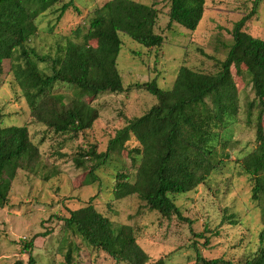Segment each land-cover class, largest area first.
<instances>
[{"label": "trees", "instance_id": "1", "mask_svg": "<svg viewBox=\"0 0 264 264\" xmlns=\"http://www.w3.org/2000/svg\"><path fill=\"white\" fill-rule=\"evenodd\" d=\"M75 0H0V74L9 61L10 72L19 86L33 120L56 136L75 137L88 130L98 118V111L86 100L102 93L123 91L117 68L122 47L119 34L150 49L160 47L163 37L154 32L157 10L133 0H110L95 8L87 25L78 26L58 44L52 53H39L29 43L37 35L36 19L60 4L59 20L72 9L79 12ZM167 28L178 24L195 31L205 10V0H169ZM259 0H254L250 14L233 25L232 44L214 74L193 71L181 66L171 87L160 88L155 80L136 84L156 99L146 113L128 119L108 141L106 150L94 147L81 150L74 158L76 167L93 162L85 185L98 182L96 171L107 163L112 153L125 151L133 137L139 148L126 150L138 165L132 183L122 174L115 176L116 199L135 195L150 210L163 218L175 216L192 224L182 215L175 197L195 190L207 182L221 166L219 148L224 147L230 120L239 111V98L231 76L234 66L244 67L256 101L255 148L238 160L239 168L249 177L251 199L264 212V40L244 31L245 23L255 14ZM94 43V44H93ZM58 85L72 88L66 100L54 93ZM254 103H247L251 116ZM43 167L38 146L30 139L26 126H0V207L8 202L11 182L18 170L29 173ZM69 211L63 219L65 229L81 239L88 249L102 251L115 263L148 264L149 256L138 245L133 227L115 224L91 204ZM222 220L233 224V216ZM205 231H207L205 229ZM203 237L201 233L196 235ZM258 251L240 264H264L263 235ZM205 244L208 243L206 237ZM33 246L25 242L24 251ZM65 262L74 264L67 242ZM28 264H33L29 256ZM150 264H166L158 259ZM194 264H233L222 257L206 259L198 251Z\"/></svg>", "mask_w": 264, "mask_h": 264}, {"label": "rangeland", "instance_id": "2", "mask_svg": "<svg viewBox=\"0 0 264 264\" xmlns=\"http://www.w3.org/2000/svg\"><path fill=\"white\" fill-rule=\"evenodd\" d=\"M68 0H63L66 2ZM110 0H75L76 12L67 10L57 20L60 4L36 19L37 35L29 45L39 53H52L58 44L78 26L87 25L92 11ZM157 10L154 32L163 37L160 47L147 49L120 33L122 47L117 68L123 91L105 92L86 100L97 109L98 118L88 130L75 137L56 136L35 122L15 82L9 61L2 64L0 74V126H26L31 141L38 146L43 167L29 173L18 170L11 182L8 202L0 207V264H67V242L71 245L74 264H117L102 251L88 249L81 239L68 232L63 219L69 211L91 204L97 212L115 224L133 227L138 245L149 256V263L163 259L166 264H194L198 251L206 259L222 257L240 264L254 255L264 244V212L251 199V182L239 168L238 160L255 148L256 99L244 67L234 66L231 76L238 91L240 108L230 120L225 133V146L219 148L222 164L206 183L175 197L182 215L192 224L175 216L163 218L150 211L135 195L116 199L113 194L115 176L122 174L134 181L138 156L133 160L127 151L139 148L131 137L125 151L112 153L97 171L98 182L85 185V177L93 162L76 167L74 158L81 150L94 147L96 153L106 150L108 141L128 119L146 113L156 99L136 84L155 80L167 90L178 69L214 74L232 44L233 25L250 14L254 0H205L203 17L195 31L178 24L167 28L169 0H133ZM244 31L264 40V0H259L255 14L245 23ZM94 44V43H93ZM54 93L66 100L72 88L58 85ZM255 104L247 117V103ZM264 128V114L262 116ZM233 216V224L222 220ZM205 229L207 231H205ZM201 233L203 237L196 235ZM208 243L205 244V239ZM33 239L29 251L25 242ZM125 264V263H118Z\"/></svg>", "mask_w": 264, "mask_h": 264}]
</instances>
